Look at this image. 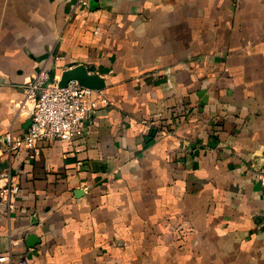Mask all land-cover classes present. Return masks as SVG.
Instances as JSON below:
<instances>
[{
	"label": "crops",
	"instance_id": "obj_1",
	"mask_svg": "<svg viewBox=\"0 0 264 264\" xmlns=\"http://www.w3.org/2000/svg\"><path fill=\"white\" fill-rule=\"evenodd\" d=\"M78 65L108 105L14 160L0 264H264V0H0V171L28 81Z\"/></svg>",
	"mask_w": 264,
	"mask_h": 264
},
{
	"label": "built area",
	"instance_id": "obj_2",
	"mask_svg": "<svg viewBox=\"0 0 264 264\" xmlns=\"http://www.w3.org/2000/svg\"><path fill=\"white\" fill-rule=\"evenodd\" d=\"M59 81H51L49 71L43 69L25 87V103L32 105L31 124L21 136H7L6 151L12 164L0 171V199L10 211L15 210L20 191L13 173V162L17 156L21 153L34 156L45 142L72 143L84 138L89 114L100 103L108 105L102 100L100 91L84 87L77 81L60 88ZM158 121L155 120L156 123ZM255 171L257 180L264 187V168H256ZM6 260L5 257L0 259L1 262Z\"/></svg>",
	"mask_w": 264,
	"mask_h": 264
},
{
	"label": "rangeland",
	"instance_id": "obj_3",
	"mask_svg": "<svg viewBox=\"0 0 264 264\" xmlns=\"http://www.w3.org/2000/svg\"><path fill=\"white\" fill-rule=\"evenodd\" d=\"M172 110V117L164 119L160 123L155 122L156 118L141 121V124L147 128V133H149L148 137H150L152 141L159 140L163 137H170L171 135L174 136L177 129L187 121L188 114L185 113L182 107H176Z\"/></svg>",
	"mask_w": 264,
	"mask_h": 264
},
{
	"label": "water",
	"instance_id": "obj_4",
	"mask_svg": "<svg viewBox=\"0 0 264 264\" xmlns=\"http://www.w3.org/2000/svg\"><path fill=\"white\" fill-rule=\"evenodd\" d=\"M71 81H77L80 85L95 91H102L106 88L105 80L90 73L84 65L66 70L59 81V87L65 88Z\"/></svg>",
	"mask_w": 264,
	"mask_h": 264
}]
</instances>
